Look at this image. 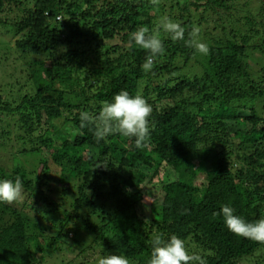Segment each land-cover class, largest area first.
Here are the masks:
<instances>
[{"label": "trees", "instance_id": "obj_1", "mask_svg": "<svg viewBox=\"0 0 264 264\" xmlns=\"http://www.w3.org/2000/svg\"><path fill=\"white\" fill-rule=\"evenodd\" d=\"M165 15L186 40L199 28L209 53L161 32L165 53L146 73L130 34ZM0 32L16 38L9 49L0 35V60L13 50L25 79L17 99L0 96V178L23 187L0 203V264H97L108 252L145 264L154 232L207 264H264V243L219 214L264 216V0H0ZM121 89L152 106L141 147L80 127L81 111L95 117Z\"/></svg>", "mask_w": 264, "mask_h": 264}, {"label": "clouds", "instance_id": "obj_2", "mask_svg": "<svg viewBox=\"0 0 264 264\" xmlns=\"http://www.w3.org/2000/svg\"><path fill=\"white\" fill-rule=\"evenodd\" d=\"M158 4L159 0H151ZM186 29L180 22L168 16L158 19L150 32L148 28H138L130 34L131 42L146 50L148 55L142 67L146 73L153 70L154 58L165 53V45L161 32L167 34L173 41H184L186 46L193 47L200 54L209 53L208 43L200 40L199 28H193L189 38L185 39ZM152 106L142 93L131 94L121 89L111 100L105 101L99 113L94 117L88 111L79 114L80 127L89 128L97 143L118 132L124 137L135 138L136 147H141L150 137V117ZM23 193L22 181L0 178V203H16ZM227 229L236 236L264 243V216L249 221L236 213L235 208L223 204L219 210ZM151 251L145 264H207L206 257L199 253H190L186 242L178 235L165 236L154 232L150 239ZM97 264H131L129 258L121 253L108 252L100 257Z\"/></svg>", "mask_w": 264, "mask_h": 264}, {"label": "rangeland", "instance_id": "obj_3", "mask_svg": "<svg viewBox=\"0 0 264 264\" xmlns=\"http://www.w3.org/2000/svg\"><path fill=\"white\" fill-rule=\"evenodd\" d=\"M0 35H2L4 37V42L7 45V48L12 49L13 43L16 40V38H14L10 35H7L5 33H2V32H0ZM2 52H4L6 54V51H2ZM7 57H9L8 62L3 61L2 59L0 60V96H3L4 98L10 97L9 100H14V99H17V97H19L18 92H17V90H19V87L16 85L15 86H12V85H14L13 83L17 79L21 78L24 74L19 73L15 69V67L12 66V65H18L19 64V63L15 64L16 53L13 50H11L8 53ZM11 57H12V59H10ZM0 58H2V57L0 56ZM251 63L254 64L252 60H251ZM20 81L24 82L25 79H22ZM160 193H161L160 190H153V191H151V197H153L157 200V199L161 198V197L158 198V196H160ZM22 198H23V196L21 197V199ZM148 213H149V210L147 209V207L140 209V215L145 214V216H147Z\"/></svg>", "mask_w": 264, "mask_h": 264}]
</instances>
